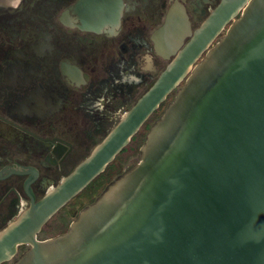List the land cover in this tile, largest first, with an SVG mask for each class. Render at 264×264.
<instances>
[{
	"label": "water",
	"instance_id": "1",
	"mask_svg": "<svg viewBox=\"0 0 264 264\" xmlns=\"http://www.w3.org/2000/svg\"><path fill=\"white\" fill-rule=\"evenodd\" d=\"M153 40L170 63L42 199L27 182L31 203L0 231V264L21 246L14 264H264V0H219L194 32L174 9ZM175 91L140 162L65 234L40 240Z\"/></svg>",
	"mask_w": 264,
	"mask_h": 264
},
{
	"label": "flooded vegetation",
	"instance_id": "2",
	"mask_svg": "<svg viewBox=\"0 0 264 264\" xmlns=\"http://www.w3.org/2000/svg\"><path fill=\"white\" fill-rule=\"evenodd\" d=\"M13 2L0 0V229L30 206L28 181L39 201L125 116L139 99L135 89L147 90L170 63L173 56L164 58L153 40L170 12L183 10L194 32L219 0ZM101 178L76 197L95 189L81 211L109 185L103 178L100 189ZM65 223L66 216L58 234L38 238L65 234ZM29 248L21 246L12 264Z\"/></svg>",
	"mask_w": 264,
	"mask_h": 264
},
{
	"label": "rangeland",
	"instance_id": "3",
	"mask_svg": "<svg viewBox=\"0 0 264 264\" xmlns=\"http://www.w3.org/2000/svg\"><path fill=\"white\" fill-rule=\"evenodd\" d=\"M146 88L147 87H145V88L141 87L140 89H137V88L135 89L137 91L136 99L139 98L144 93ZM132 90H134V88L130 87V92ZM133 104H131V106ZM164 106H166V103L163 104L162 107H160L156 112H154L152 114V116L149 118V120L142 126L140 131L132 138L131 142L125 148H123V150L117 155L114 162H112L108 166L107 172L102 174V177L107 182H109V184L111 182V179L114 176H117L122 171L124 172V171L134 167L138 162H140V160H141V148L146 141L147 134L149 133L152 125L164 113V111H163ZM116 124L117 123H115V125ZM86 154L87 153H84L82 157H84ZM103 178L98 179V182L96 183L100 186L99 187L100 189H103L106 186L105 185L106 181L103 180ZM94 191H95V189H89V190L85 191L78 198H76L69 206H66V208L63 209L62 212L61 211L58 212L43 227V230H42V233L40 234V237L41 238L52 237V236L58 234V230H60V229L55 228V227H59L60 223L65 221V216H66L65 227L66 228L69 227L71 222H73L75 219H77L78 214L80 213L81 209L85 206V204L87 202L85 199H88L89 197H91ZM5 227L6 226L1 228L0 231L3 230ZM13 261L14 260L7 262L6 264H12Z\"/></svg>",
	"mask_w": 264,
	"mask_h": 264
},
{
	"label": "clouds",
	"instance_id": "4",
	"mask_svg": "<svg viewBox=\"0 0 264 264\" xmlns=\"http://www.w3.org/2000/svg\"><path fill=\"white\" fill-rule=\"evenodd\" d=\"M20 2H21V0H14L12 6H13V7H18L19 4H20Z\"/></svg>",
	"mask_w": 264,
	"mask_h": 264
}]
</instances>
